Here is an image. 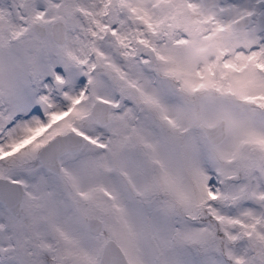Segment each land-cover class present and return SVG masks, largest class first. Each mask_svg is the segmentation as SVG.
<instances>
[{"label": "snow or ice", "instance_id": "obj_1", "mask_svg": "<svg viewBox=\"0 0 264 264\" xmlns=\"http://www.w3.org/2000/svg\"><path fill=\"white\" fill-rule=\"evenodd\" d=\"M0 264H264V0H0Z\"/></svg>", "mask_w": 264, "mask_h": 264}]
</instances>
